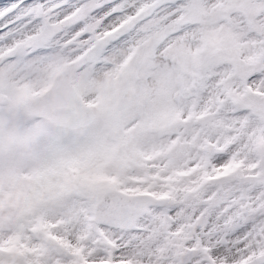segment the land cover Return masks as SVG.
Wrapping results in <instances>:
<instances>
[{"label": "snow or ice", "instance_id": "snow-or-ice-1", "mask_svg": "<svg viewBox=\"0 0 264 264\" xmlns=\"http://www.w3.org/2000/svg\"><path fill=\"white\" fill-rule=\"evenodd\" d=\"M0 264H264V0H0Z\"/></svg>", "mask_w": 264, "mask_h": 264}]
</instances>
